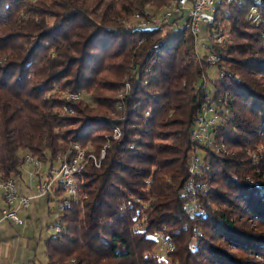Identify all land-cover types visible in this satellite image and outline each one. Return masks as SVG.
I'll use <instances>...</instances> for the list:
<instances>
[{"label": "trees", "instance_id": "16d2710c", "mask_svg": "<svg viewBox=\"0 0 264 264\" xmlns=\"http://www.w3.org/2000/svg\"><path fill=\"white\" fill-rule=\"evenodd\" d=\"M169 1L0 0V180L18 178L27 156L50 167L75 145L109 141L98 168L78 169L83 198L66 197L47 264H164L152 253L159 235L172 242L171 264H264V158L248 154L264 146V0L255 24L250 2L216 1L229 38L202 56L173 23L128 24ZM210 53L224 75L208 85ZM125 77L130 93L108 96ZM66 91H87L96 108ZM206 103L219 110L208 114L210 146L191 138Z\"/></svg>", "mask_w": 264, "mask_h": 264}, {"label": "rangeland", "instance_id": "374dc122", "mask_svg": "<svg viewBox=\"0 0 264 264\" xmlns=\"http://www.w3.org/2000/svg\"><path fill=\"white\" fill-rule=\"evenodd\" d=\"M174 0L168 2V4H164L160 7L151 6L150 8H146V11L143 14V17L147 20L150 17H155L156 19H162L163 14L169 9L170 4L173 3ZM218 1V0H216ZM166 6V7H165ZM165 8V9H164ZM187 13H185L184 18L179 21V24L182 25L186 19ZM136 15L129 17L128 24L136 27L138 22ZM230 23L227 20H216L211 23L208 27H203L201 29L200 35L197 38H193V43L195 47V51L199 56L204 55L205 51H207V47L209 44L212 45H223L229 38L230 32ZM208 44V45H207ZM209 60V59H208ZM211 66L208 69L209 78L204 76L203 82L208 84L209 79L213 80L215 77L222 74L223 69H219L216 66ZM214 69V70H213ZM216 70V71H215ZM222 72V73H221ZM224 75V73H223ZM107 78L111 79L112 76H107ZM124 87L116 92L115 94H108V96H114L116 99L120 100L124 96H126L131 91V86L127 83V77L124 78ZM210 85V84H208ZM63 97L66 101H73L76 104L86 103L88 107L96 108L91 96L87 91L80 92H70L66 91L63 93ZM120 109V107H118ZM66 111V110H65ZM224 111V110H223ZM102 113H106L110 117H113L112 110H103ZM111 112V113H110ZM102 134V133H101ZM108 135L105 136L104 140H109L107 138ZM113 140H116L120 136V132L114 130L110 135ZM109 137V136H108ZM109 142V141H108ZM108 142L103 143L101 140L99 144L91 145L89 142L78 145L81 149V152L84 153L83 164L84 167L88 164H92L94 167L98 168L100 162L105 158L106 149L109 145ZM212 145V144H210ZM76 146V145H75ZM74 146V147H75ZM98 148V149H97ZM200 153V151H198ZM251 158L253 159H263L264 158V146L261 144L254 145L253 150L249 153ZM90 156H93L90 159ZM32 158L31 156H29ZM33 160L37 161L35 158ZM95 159V164H94ZM61 159H56L49 167V162L38 163L37 165H33L29 162H24L20 169V176L18 178H13L14 184L17 188V192L19 188L22 190H27L29 195L32 196L35 192V186L40 182L50 181V170L57 169L61 163ZM32 169V171H31ZM84 168H82L83 170ZM82 172V171H81ZM81 177L77 176L76 178V200L78 198H83L80 193L81 187ZM63 184L60 183L58 188L59 191L51 190L50 192L44 194L43 196L38 197L35 200L31 201L30 206L27 209H22L18 211L19 218L24 222L23 225H14L12 222L8 220H0V264H47V256L45 253V241L56 234L55 224L58 219V215L65 200V206L68 204V199L66 198L69 194L67 192V188ZM58 185V182H57ZM55 185L54 187H56ZM80 186V187H79ZM19 193V192H18ZM66 198V199H65ZM139 202L138 199H136ZM3 194L0 190V209L3 206ZM67 202V204H66ZM5 203V202H4ZM145 204V203H144ZM146 205V204H145ZM147 206V205H146ZM1 218V214H0ZM145 217L143 216L133 225V230H137L142 228V223H144ZM7 226L11 228L13 232L10 238L5 237V232L3 230V226ZM251 225V223L249 224ZM252 227V226H250ZM3 236V237H2ZM166 237L163 235L158 236V244L152 251L156 256L162 258L164 264H171L167 259L166 254L172 252L167 251L166 247L162 245L161 238ZM171 244L172 242L168 240ZM173 248V245H172Z\"/></svg>", "mask_w": 264, "mask_h": 264}, {"label": "built area", "instance_id": "2783aa9c", "mask_svg": "<svg viewBox=\"0 0 264 264\" xmlns=\"http://www.w3.org/2000/svg\"><path fill=\"white\" fill-rule=\"evenodd\" d=\"M215 0H181L173 1V7L168 9L162 16L161 22H154V18L150 17L145 19V23L137 24L136 28L144 29L145 27H159L167 24H174L177 27L193 28L194 38L200 35L203 26H209V17L211 13V8ZM237 0H225L226 3H235ZM185 13H187L186 19L182 25L179 21L184 18ZM143 16V15H140ZM246 19L251 23H258L261 19V15L256 14L255 10L249 8L247 12ZM209 61L213 66H216L219 58L213 53L208 56ZM222 73V72H221ZM209 108H216V113L219 110L215 104L206 103L203 106L202 113L197 118L196 124L191 132V138L198 144L210 146V134L211 128L214 127V122H207V112ZM74 155L66 160H62L57 169L50 170V181L39 182L35 186V192L32 196H23L17 192V188L13 181H6V185H0V190L3 194V199L5 202V207L1 210V219L8 220L15 225H23L24 222L19 218L18 211L22 209H27L32 200L37 199L40 196L53 190L55 185V180H64V185L67 188L68 198H76V172L77 168H84V165H80V158L82 156L80 147H73ZM93 156H90L92 159ZM32 163L34 166L39 164L37 161L33 160L29 156L26 157V161ZM200 158L196 154H192L190 159V166L188 167V172L190 175L195 176L199 168ZM95 164V159H94ZM204 188V185L200 186ZM195 185L192 181H189L186 185V190L188 192H193L195 190ZM192 202H188L185 207L188 212L193 209ZM65 206V200L61 205V208ZM58 231L59 228H56ZM162 245L166 247L167 251H172V244L161 238Z\"/></svg>", "mask_w": 264, "mask_h": 264}, {"label": "bare ground", "instance_id": "6f19581e", "mask_svg": "<svg viewBox=\"0 0 264 264\" xmlns=\"http://www.w3.org/2000/svg\"><path fill=\"white\" fill-rule=\"evenodd\" d=\"M176 1H181V0H176ZM249 3L250 2V9H252V10H255V13L256 14H259V15H261V11H260V2H261V0H237L236 2H235V4H242V3ZM216 0L213 2V5H212V8H211V13H210V17H209V25H211V23L214 21V19H215V13H216ZM241 6V5H240ZM173 7V3L170 5V7H168L169 9H171ZM168 10V9H167ZM137 19L138 20H141L140 22H138L139 24H142V23H145V18H141L140 16H137ZM161 20L162 19H156L155 17H154V22H161ZM149 28H153V27H145L144 29L146 30V29H149ZM179 30L180 31H183V32H185V33H192L193 35H194V30H193V28H186V27H179ZM210 109V108H209ZM208 109V110H209ZM212 114L213 113V109H210L208 112H207V122H214V120H215V124H216V119L215 118H213V120H208V114ZM212 116V115H211ZM215 127V126H214ZM214 127H212V128H214ZM212 128H211V130H212ZM210 144H211V137H210ZM81 154H82V156H81V158H80V165H81V162L84 160V153L83 152H81ZM78 169L79 168H77V172H78ZM77 172H76V178H77ZM10 181H13V180H10ZM62 181H64V180H55V185H57V182L59 183V182H62ZM14 182V181H13ZM0 185H6V181H2V180H0ZM54 185V186H55ZM53 186V187H54ZM66 204H67V202H66Z\"/></svg>", "mask_w": 264, "mask_h": 264}, {"label": "crops", "instance_id": "0c3cea01", "mask_svg": "<svg viewBox=\"0 0 264 264\" xmlns=\"http://www.w3.org/2000/svg\"><path fill=\"white\" fill-rule=\"evenodd\" d=\"M31 171H32V169H31ZM18 192H19L20 195H23V196H27V195H29V194H28L29 192H28L27 190H22L21 188H19ZM4 207H5V203L3 202V206H2V208L0 209V214H1V210H2ZM0 220H2V219L0 218ZM14 225H15V224H14ZM0 226H1V225H0ZM2 228H3L4 232H5V237H6V238H10V237L12 236V234H13V232L11 231V228L7 227L6 225L3 226ZM2 237H3V236H2ZM0 248H1V247H0Z\"/></svg>", "mask_w": 264, "mask_h": 264}]
</instances>
